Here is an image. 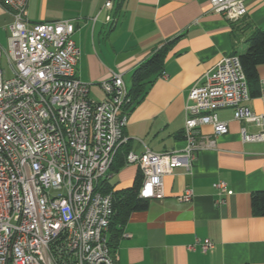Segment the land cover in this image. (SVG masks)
<instances>
[{
  "label": "built area",
  "instance_id": "obj_1",
  "mask_svg": "<svg viewBox=\"0 0 264 264\" xmlns=\"http://www.w3.org/2000/svg\"><path fill=\"white\" fill-rule=\"evenodd\" d=\"M28 1L0 0L12 16L8 45L0 43V264H117L108 232L114 197L100 186L129 140V89L123 75L113 73L100 83L104 99L91 98L89 83L76 75L81 49L73 20L31 22ZM117 1L104 3L111 25ZM209 1L233 21L247 12L244 0ZM203 77L189 93L184 149L126 153L125 162L142 174L140 197L163 198L164 176L179 167L192 170L199 152L228 132L219 108L233 107L236 119L258 128L242 127L244 141L264 143V111L246 103L251 91L240 56H223ZM206 124L212 135L201 132ZM214 185L216 204H225L227 182ZM193 197L188 187L178 199ZM198 242L204 252L215 247L209 238Z\"/></svg>",
  "mask_w": 264,
  "mask_h": 264
},
{
  "label": "crops",
  "instance_id": "obj_2",
  "mask_svg": "<svg viewBox=\"0 0 264 264\" xmlns=\"http://www.w3.org/2000/svg\"><path fill=\"white\" fill-rule=\"evenodd\" d=\"M105 1L29 0L28 18L73 20V38L81 49L76 75L89 83V95L96 100L105 97L101 81L120 73L130 89L137 65L165 49L162 69L128 111L124 133L129 140L118 154L123 164L108 178L114 190H121L141 174L137 164L125 162L128 151L187 146L184 126L192 86L223 56L246 51L247 39L264 28V0H244L247 12L234 21L215 11L209 0H119L112 11L114 25L106 22ZM257 72L246 103L261 113L264 64ZM216 112L228 122V132L199 152L192 170L179 167L164 176L163 198L130 213L114 248L117 264H264V215L255 214L251 203L252 192L264 190V143L243 140L242 127L249 133L258 128L236 119L233 107ZM201 132L212 135L213 128L206 124ZM220 180L227 182L229 193L226 203L218 205L214 184ZM188 187L194 190L192 200H179ZM206 238L215 243L208 252L196 243Z\"/></svg>",
  "mask_w": 264,
  "mask_h": 264
},
{
  "label": "trees",
  "instance_id": "obj_3",
  "mask_svg": "<svg viewBox=\"0 0 264 264\" xmlns=\"http://www.w3.org/2000/svg\"><path fill=\"white\" fill-rule=\"evenodd\" d=\"M247 43L248 47L246 51L240 55V59L249 80V84L251 85L258 77V66L264 64V28H258L254 31L247 39ZM164 56L165 49H157L134 69L131 79V88L128 92L130 98L127 104L128 111L136 104L138 97L145 93L147 86L152 82V76L159 73L162 69ZM117 157L112 164L113 170L118 169V167L123 164V159ZM141 183V174H138L131 187L121 190H114V187L108 180H104L101 183L100 189L103 192H112L114 197V214L108 230L110 246L113 249L117 245L116 242L121 231V226L126 222L130 213L148 207L149 200L139 196ZM251 203L255 214L264 215V190L252 192Z\"/></svg>",
  "mask_w": 264,
  "mask_h": 264
},
{
  "label": "rangeland",
  "instance_id": "obj_4",
  "mask_svg": "<svg viewBox=\"0 0 264 264\" xmlns=\"http://www.w3.org/2000/svg\"><path fill=\"white\" fill-rule=\"evenodd\" d=\"M3 9V12L0 13V43L4 46L7 47L8 42H7V37L9 35V24L12 21V16L7 13L6 9L1 7ZM3 66L7 67L5 60L3 59ZM7 74H9V71H7ZM93 95V93H92Z\"/></svg>",
  "mask_w": 264,
  "mask_h": 264
}]
</instances>
